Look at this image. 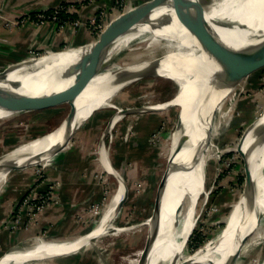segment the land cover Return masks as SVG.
Segmentation results:
<instances>
[{"label": "rangeland", "instance_id": "rangeland-1", "mask_svg": "<svg viewBox=\"0 0 264 264\" xmlns=\"http://www.w3.org/2000/svg\"><path fill=\"white\" fill-rule=\"evenodd\" d=\"M133 1L115 0V5L109 10L98 8L88 22L76 17L68 20L75 26L88 24L95 40ZM47 19L50 18L37 21L43 23ZM143 44L142 40H137L120 49L106 68L147 57L143 52ZM44 52L37 51L34 55ZM127 88L117 95L115 101L123 105L141 106L147 100L154 102L170 98L176 92L177 85L170 79L149 75ZM229 93L235 94L236 104L230 115L231 121L224 123L212 139V154L207 160V185L210 192L206 205L197 210L198 222L187 243L191 253L196 252L226 226L244 190L247 158L238 146L242 142V150L249 158L246 133L251 131L252 125L264 113V59L261 64L253 65ZM225 98L214 119L217 125H220L219 112L230 101ZM174 104L177 105L170 106V110L161 111L157 108L148 111L154 107L150 106L141 113H127L116 120V107L99 109L71 139L63 142L55 153L48 156V163H41L48 158L45 157L36 164L22 166L9 173L7 182L0 186V257L21 240L31 241L34 237L73 239L94 230L122 179L123 203L110 231L91 238L89 245L74 255L57 260L55 257L33 260L26 264H102L98 259L103 264H129L121 260V253H132L147 243L149 230L144 222L152 215L157 188L165 180L161 179L167 171L172 153V149L165 143L168 135L176 128L180 106L179 103ZM70 108L69 102H61L55 106L21 111L11 117L1 118L0 156L23 141L55 128ZM65 150L70 153L65 165L73 159L79 167L77 173L86 177V180H81L79 190L91 191L94 186L97 189L86 197L80 193L79 197L67 205L64 204L62 193L67 191L68 184L61 178V172L67 173L61 171ZM103 153L114 171L107 169ZM90 164H94L97 170L89 172L88 167L87 173L86 165ZM117 226L133 227L128 232L116 233ZM263 259L264 241L252 246L237 259L236 264H255Z\"/></svg>", "mask_w": 264, "mask_h": 264}, {"label": "bare ground", "instance_id": "bare-ground-1", "mask_svg": "<svg viewBox=\"0 0 264 264\" xmlns=\"http://www.w3.org/2000/svg\"><path fill=\"white\" fill-rule=\"evenodd\" d=\"M207 9L211 19L233 25V27L217 26L219 33L229 38L239 41L248 39L250 32L238 28V25L242 23L252 25L254 30H264V0H212L207 4ZM162 12L170 17L169 23L160 25L144 17L145 19H142L132 32L120 39L114 48L116 53L132 42L142 40L143 52L148 55L147 57L137 61H125L122 65L110 68L112 70L107 69L98 73L82 87L77 98L78 115L67 132H64L63 126L55 127L18 144L12 149V155L29 158L47 153L55 144L68 141L67 137L72 132L74 134L99 109L109 106L116 107L117 111L138 108L141 113L148 110L147 107L150 106L162 111L168 110L171 104L179 103L176 128L168 135L165 143L172 149L170 157L173 155V161L164 183L170 186L172 192L163 206L156 247L152 252V240L149 234L151 216H149L144 222L150 235L148 244L132 253H121V260L129 264H191L192 262L226 264L233 254H236L239 259L252 246L264 241V113L251 128L249 127L251 131L246 133L250 175L245 182L240 199L237 200L236 208L231 213L226 226L196 252L191 253L188 251L187 243L198 222L197 210L206 205L210 192V187L207 185V160L212 154V139L218 131L220 132L219 128H223L224 123L231 121L230 115L234 111L236 98L235 94H230V90H227L226 98H224L230 101L219 112L220 125H217V121L213 122L208 143L198 165L188 172H175L176 163L185 153L188 143L190 141L197 143L201 138L200 134L192 135V131L198 121L202 90L211 81L215 67L210 60L209 51L192 41L186 28L180 23L179 16L188 15L186 7L175 2L168 4ZM92 42L94 40L64 49H48L41 55L33 54L7 64L0 71L12 69L10 78L23 81L24 87L29 89L36 91L49 89L54 86L49 79L50 76L75 61ZM140 73H149L154 77L172 80L177 85L176 92L166 100L154 102L147 100L141 106L118 104L115 101L117 95L139 80V78L133 81H127V79ZM243 73V70L239 71L232 81ZM63 95L74 97L71 91ZM49 100L50 98H44L32 101L35 105H44ZM12 102L13 100H0V119L15 114L18 106H13ZM121 117L119 112L115 120ZM178 146L179 149L176 151ZM102 156L105 158L107 169L114 171L106 154L103 153ZM48 159L49 157L43 159L41 163H48ZM20 167L22 166L14 169L0 168V186L7 182L9 173ZM179 181L183 182L182 189L178 184ZM250 191L253 193L249 195ZM123 192L124 183L120 179L118 188L111 195L94 230L73 239L35 237L33 241L16 243L1 256L0 264H26L34 259L65 257L85 249L91 238L107 233L112 227L120 214L118 204ZM132 227L117 226L115 229L116 233H120L128 232ZM255 264H264V259Z\"/></svg>", "mask_w": 264, "mask_h": 264}, {"label": "water", "instance_id": "water-1", "mask_svg": "<svg viewBox=\"0 0 264 264\" xmlns=\"http://www.w3.org/2000/svg\"><path fill=\"white\" fill-rule=\"evenodd\" d=\"M209 1L210 0H141L137 2L134 0L126 11L114 18L106 26L100 36L89 44L75 61L50 76L49 79L52 81L53 87L41 91L29 89L24 87L23 81L10 78L9 75L12 69L1 70L0 100H13L11 104L13 106H18L14 113L43 109L58 105L61 102H69L71 104L70 111L60 124L56 126L57 128L63 126L64 132H67L70 126L76 121L78 115L77 98L81 93L82 87L98 73L110 69L106 68V66L117 53H115L114 48L120 39L132 32L142 19H145L144 17L160 25L169 23L170 17L165 15L162 10L166 8L168 4L179 2L186 7L188 12L186 17L179 16L180 23L186 28L192 41L202 45L209 51L210 60L214 63L215 67L211 81L208 82L202 90L198 121L195 123L192 131V135L200 134L201 138L197 143H192L191 141L188 143L185 153L175 166V172L191 171L198 165L204 153L218 107L227 94V90H232L240 82L241 78L247 75L253 65L261 64L264 59V30H254L252 29L254 27L248 23L238 25L239 29L248 30L250 32L247 37L248 39L244 41L235 40L219 33L217 26L233 27V25L211 19L207 14V4ZM241 70H243V74L245 75L240 74L238 78L232 81ZM149 75V73H140L128 78L127 81H133ZM68 91H71L74 97L63 95ZM44 98H50L44 105H35L32 101L34 99ZM173 105L177 104H171V106ZM151 110H156V108L149 109L148 111ZM140 111L141 110L138 108L121 109L116 112V116L119 112L121 115H124ZM72 135L73 132L67 137V140L71 139ZM241 144L242 142H240L238 148L247 158V180L250 175L249 158L248 154L242 150ZM61 146L62 143H57L50 147L47 153H41L29 158L13 156L11 150L0 156V168L14 169L19 166L26 167L36 164V162L55 153ZM178 149L179 146L176 148V151ZM172 161L173 155L169 158L168 168L164 177L161 179L162 181L167 178L170 173ZM178 184L180 185V189H182L183 182L179 181ZM126 191L127 189L125 190V195ZM171 192L172 189H170V186H167L164 182H160L155 194L154 208L151 215L149 234H151L152 252L159 238L163 206ZM252 193L253 192L250 191L249 195ZM122 203L123 200L121 199L118 204V211ZM149 234L146 244L149 242ZM1 259L0 257V260ZM236 262L237 255L233 254L227 260L226 264H236Z\"/></svg>", "mask_w": 264, "mask_h": 264}, {"label": "crops", "instance_id": "crops-1", "mask_svg": "<svg viewBox=\"0 0 264 264\" xmlns=\"http://www.w3.org/2000/svg\"><path fill=\"white\" fill-rule=\"evenodd\" d=\"M60 5L68 6L65 11L69 13L70 19L74 16L88 22L98 8L109 10L115 5V0H95L94 2H89V0H0V69L7 64L33 55L37 51L64 49L94 40L88 24L75 26L68 19H47L43 23L37 21L40 13L50 12ZM66 150L62 155H65V161H61L64 162L61 163V171H67V173L61 172V178L68 184L67 191L62 193L65 205L79 197L80 193L86 197L97 191L95 186L92 192L79 190L81 180H86V177L83 178L80 173H77L79 170L77 161V165L74 164L73 159L67 166L65 165L68 154H70ZM88 167H90L89 172L97 170L94 164L86 165L87 173ZM21 242L29 241L21 240L16 243ZM70 255L74 254L67 256ZM63 258L55 257L56 260Z\"/></svg>", "mask_w": 264, "mask_h": 264}, {"label": "built area", "instance_id": "built-area-1", "mask_svg": "<svg viewBox=\"0 0 264 264\" xmlns=\"http://www.w3.org/2000/svg\"><path fill=\"white\" fill-rule=\"evenodd\" d=\"M93 1L94 0H89V2H93ZM66 9H68L67 5H60V6L56 7L55 9H53L50 12L40 13L38 20L42 22L43 19H45L46 17L50 18V19H53V20H61L60 12H61V10H66Z\"/></svg>", "mask_w": 264, "mask_h": 264}, {"label": "trees", "instance_id": "trees-1", "mask_svg": "<svg viewBox=\"0 0 264 264\" xmlns=\"http://www.w3.org/2000/svg\"><path fill=\"white\" fill-rule=\"evenodd\" d=\"M60 18H61V20H67V19H70V15L65 10H61ZM73 18H75V17L72 16L71 19H73Z\"/></svg>", "mask_w": 264, "mask_h": 264}]
</instances>
